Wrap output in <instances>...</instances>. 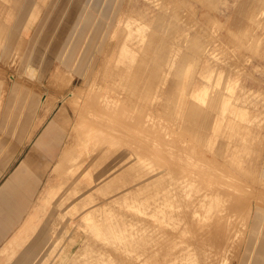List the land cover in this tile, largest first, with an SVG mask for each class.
<instances>
[{"label":"rangeland","instance_id":"rangeland-1","mask_svg":"<svg viewBox=\"0 0 264 264\" xmlns=\"http://www.w3.org/2000/svg\"><path fill=\"white\" fill-rule=\"evenodd\" d=\"M69 6L58 28L63 39L0 41V75L19 82L0 89V115H9L0 120V141L8 143L0 144V164L29 157L17 143H29L46 123L57 137L54 161L37 150L30 156L52 165L3 256L24 264H171L184 251L180 243L194 248L189 256L197 264L220 246L217 264H264V0H70ZM30 49L38 50L33 59ZM19 65L21 72H12ZM6 97L20 104L4 103ZM20 128L29 135L18 136ZM206 190L213 201L205 200L204 220L217 227L198 214L204 208L196 198Z\"/></svg>","mask_w":264,"mask_h":264},{"label":"crops","instance_id":"crops-1","mask_svg":"<svg viewBox=\"0 0 264 264\" xmlns=\"http://www.w3.org/2000/svg\"><path fill=\"white\" fill-rule=\"evenodd\" d=\"M69 3L70 0H0V41L20 42L45 39L52 43L63 39V32L58 33V28L62 21L67 19L64 16H67L65 13L67 14L70 7ZM38 25L40 32H36ZM42 29H45L44 32H41ZM34 50L28 51L31 59L35 55ZM37 56H41V54L39 53ZM3 70L2 60L0 61V73ZM12 72L20 73L21 65L14 67ZM17 83L19 82L15 84L4 82L0 75V89L7 87L17 89L19 88ZM7 84L8 86H6ZM18 99L14 98L13 100L6 97L4 103L10 104L9 100H13V104L19 105ZM8 119V114L0 115L1 121ZM29 120L34 121L33 118ZM46 125L47 123L33 135L29 143L24 145L17 143V146L19 152L23 150L30 156L37 150L41 155L43 154L45 161L50 163L57 157V137L51 128H46ZM22 129L24 128L19 129L18 136L25 135L24 130L21 131ZM28 133L25 137L29 135ZM0 136L2 138L3 133ZM0 144L4 146L8 143L2 144L0 141ZM30 156L22 157L14 164H0V254H2L0 255V264H24L20 261V257L16 261L10 262L8 257L3 256L2 250L9 244L13 234L22 231L27 213L41 190L43 180L52 165L41 164V162L38 164L31 160Z\"/></svg>","mask_w":264,"mask_h":264},{"label":"bare ground","instance_id":"bare-ground-1","mask_svg":"<svg viewBox=\"0 0 264 264\" xmlns=\"http://www.w3.org/2000/svg\"><path fill=\"white\" fill-rule=\"evenodd\" d=\"M129 2H130V1H129ZM160 4H161V3H160ZM123 10H124V9H123ZM180 15H181V14H180ZM122 16H123V15H122ZM124 16H125V15H124ZM182 16H183V15H182ZM190 16H191V14H190ZM82 17H83V16H82ZM180 17H181V16H180ZM180 17H179V18H180ZM184 18H185V17H184ZM184 18L182 19V21L184 20ZM125 19H127V17H126ZM120 20H121V18H120ZM126 21H128V20H126ZM186 22H187V21H186ZM216 23H217V22H216ZM121 24H122V23H121ZM127 24H128V23H127ZM187 24H189V23H187ZM190 24H191V23H190ZM211 24H213V23H211ZM214 25H215V24H214ZM214 25H213V26H214ZM216 28H217V27H216ZM75 30H76V29H75ZM145 33H146V32H145ZM153 36H154V35H153ZM157 36H158V35H157ZM156 38H157V37H156ZM154 40H155V39H154ZM109 41H112V40H108V42H109ZM134 41H135V40H134ZM113 42H114V38H113ZM131 43H132V42H131ZM106 44H107V43H106ZM108 44H109V43H108ZM110 44H111V43H110ZM112 45H113V44H112ZM127 45H128V44H127ZM148 45H149V44H148ZM105 50H106V49H105ZM115 51H116V50H115ZM107 54H108V53H107ZM140 54H141V53H140ZM138 55H139V54H138ZM107 56H108V55H107ZM107 56H106V57H107ZM125 56H126V55H125ZM134 57H135V56H134ZM104 58H105V57H104ZM137 58H138V57H137ZM141 58L143 59V57H141ZM105 59H106V58H105ZM102 60H103V59H102ZM137 60H138V59H137ZM103 63H104V62H103ZM101 64H102V62H101ZM118 64H119V63H118ZM245 64H246V63H245ZM125 65H126V64H125ZM102 66H103V65H102ZM139 67H140V66H139ZM143 67H144V66H143ZM143 67H142V68H143ZM128 69H129V68H128ZM131 69H133V68H131ZM133 72H134V71H133ZM134 73H135V72H134ZM132 76H133V75H132ZM134 76H135V74H134ZM137 76H138V75H137ZM120 78H121V77H120ZM133 79H134V78H133ZM128 80H129V79H128ZM121 82H123V81H121ZM97 83H99V82H97ZM153 87H154V86H153ZM109 89H110V88H109ZM89 92H90V91H89ZM122 93H123V92H122ZM132 93H133V92H132ZM128 94H129V93H128ZM130 95H131V94H130ZM130 95H128L127 97H130ZM86 96H87V95H86ZM131 96H132V95H131ZM143 99H144V98H143ZM140 100H141V99H140ZM144 100H145V99H144ZM105 101H106V100H105ZM138 101H139V100H138ZM147 101H148V100H147ZM139 102H140V101H139ZM102 103H103V102H102ZM146 103H147V102H146ZM144 108H146V106H145ZM148 109H149V108H148ZM150 109H151V108H150ZM150 109H149V110H150ZM145 111H146V110H145ZM102 112H103V111H102ZM105 112H106V111H105ZM111 112H112V111H111ZM155 112H156V111H155ZM157 112H158V111H157ZM161 114H162V113H161ZM159 116H160V115H159ZM92 117H93V116H92ZM168 117H169V115H168ZM167 119H168V118H167ZM97 120H98V119H97ZM171 122H172V121H171ZM148 123H150V122H148ZM156 123H157V122H156ZM108 124H109V123H108ZM255 124H256V123H255ZM151 126H153V125H151ZM155 126H156V125H155ZM157 127H158V126H156V128H157ZM150 130H151V129H150ZM142 132H143V131H142ZM145 132H146V131H145ZM152 132H153V131H152ZM158 132H159L160 134L163 133V132L161 133L160 130H158ZM143 133H144V132H143ZM144 134H145V133H144ZM168 134H169V133H168ZM107 135H108V134H107ZM132 135H133V134H132ZM135 135H136V134H135ZM158 135H159V134H158ZM141 136H142V135H141ZM162 136H163V135H162ZM164 136H165V135H164ZM150 137H151V136H150ZM153 137H154V136H153ZM158 137H159V136H158ZM171 137H172V136H171ZM105 138H106V137H105ZM134 138H136V137H134ZM139 138H141V137H139ZM142 138H145V139H146L147 137H142ZM155 138H156V137H155ZM163 138H164V137H163ZM151 139H152V138H151ZM151 139H150V141H151ZM174 139H175V138H174ZM132 140H133V139H132ZM136 140H138V139H136ZM139 140H140V139H139ZM139 140H138V142H141V141H139ZM152 140H153V139H152ZM160 140H162V139H160ZM175 140H176V139H175ZM133 142H134V140H133ZM136 142H137V141H136ZM164 142H165V141H164ZM164 142H163V143H164ZM167 142H168V141H167ZM141 143H142V142H141ZM141 143H140V144H141ZM150 143H151V142H150ZM155 144H156V143H155ZM181 144H182V143H181ZM103 145H105V144H103ZM121 145H122V144H121ZM145 145H146V143H145ZM174 145H176V142H175ZM106 146H107V145H106ZM106 146H105V147H106ZM142 146H143V145H142ZM151 146H152V145H151ZM159 146H160V145H159ZM163 146H164V145H163ZM166 146L169 147L168 145H166ZM107 147H108V146H107ZM138 147H139V146H138ZM180 147H181V146H180ZM144 148H145V147H144ZM148 148L150 149V147H148ZM154 148H157V147L154 146ZM154 148H153V150H155ZM162 148H163V147H162ZM105 149H106V148H105ZM132 149H133V148H132ZM132 149H131V150H132ZM151 149H152V148H151ZM151 149H150V150H151ZM157 149H158V148H157ZM170 149H172V148H170ZM258 149H259V148H258ZM122 150H123V149H122ZM133 150H134V149H133ZM133 150H132V151H133ZM163 150H164V148H163ZM167 150H168V149H167ZM92 151H93V150H92ZM128 151H130V150H128ZM132 151H130V154H131ZM145 151H147V150H145ZM156 151H157V150H155V152H156ZM170 151H171V150H170ZM174 151H175V150H174ZM180 151H181V149H180ZM147 152H148V151H147ZM153 152H154V151H153ZM166 152H167V151H166ZM133 153H135V152H133ZM138 153H139V152H138ZM148 153H149V152H148ZM150 153H151V152H150ZM157 153H159V152H157ZM168 153H169V152H168ZM168 153H167V154H168ZM174 153H175V152H174ZM180 153H181V152H180ZM143 154H144V153H143ZM151 154H152V153H151ZM151 154H150V156L153 155V154H152V155H151ZM171 154H172V153H171ZM81 155H82V154H81ZM81 155H80V156H81ZM88 155H89V154H88ZM115 155H116V153H115ZM154 155H155V153H154ZM76 156H77V155H76ZM138 156H139V154H138ZM140 156H141V155H140ZM159 156H160V155H159ZM161 156H162V154H161ZM163 156H165V154H164ZM176 156H177V155H176ZM176 156H175V158H178V157H176ZM178 156H181V155H178ZM85 157H86V156H85ZM85 157H84V158H85ZM113 157H114V156H113ZM116 157H117V156H116ZM154 157H155V156H154ZM183 157H184V156H183ZM79 158H80V157H79ZM84 158H83V159H84ZM89 158H90V157H89ZM144 158H145V157H144ZM144 158H143V159H144ZM147 158H148V157H147ZM147 158H146V159H147ZM152 158H153V156H152ZM152 158H150V159H152ZM168 158H170V157H168ZM171 158H172V156H171ZM190 158H191V157H190ZM75 159H76V158H75ZM81 159H82V158H81ZM81 159H79V160H81ZM83 159H82V160H83ZM93 159H94V158H93ZM111 159H112V158H111ZM115 159H116V158H115ZM115 159H114V160H115ZM150 159H149V160H150ZM158 159H159V157L157 158V160H158ZM160 159H161V157H160ZM160 159H159V160H160ZM178 159H179V158H178ZM178 159H177V160H178ZM180 159H181V158H180ZM73 160H74V159H73ZM73 160H72V161H73ZM82 160H81V161H82ZM94 160H95V159H94ZM141 160H142V159H141ZM181 160H182V159H181ZM87 161H88V160H87ZM139 161H140V159H139ZM145 161H146V160H145ZM145 161H144V162H145ZM166 161L169 162L168 160H166ZM75 162H76V161H75ZM85 162H86V161H85ZM116 162H117V161H116ZM176 162H177V161H176ZM99 163H100V162H99ZM155 163H156V162H155ZM157 163H158V162H157ZM109 164H110V163H109ZM113 164L115 165V163H113ZM149 164H150V163H148V165H149ZM176 164H178V163H176ZM179 164H181V163H179ZM75 165H76V167H77V164H74V166H75ZM82 165H84V164L82 163ZM82 165H81V166H82ZM92 165H93V164H92ZM107 165H108V164H107ZM116 165H117V164H116ZM172 165H173V163H172ZM78 166H80L79 163H78ZM102 166H103V165H102ZM118 166H119V164H118ZM121 166H122V165H120V167H121ZM82 167H83V166H82ZM93 167H94V166H93ZM100 167H101V166H100ZM103 167H105V166H103ZM103 167H101V168H103ZM174 167H175V165H174ZM89 168H90V166H89ZM94 168H95V167H94ZM94 168H93V169H94ZM97 168H99L98 165H97L96 169H97ZM112 168H113V167H112ZM175 168H176V167H175ZM83 169H84V168H83ZM87 169H88V168H87ZM104 169H105V168H104ZM116 169H117V168H116ZM142 169H143V168H142ZM84 170H85V169H84ZM98 170H99V169H98ZM59 171H60V170H59ZM91 171H92V170H91ZM114 171H116V170H113V172H114ZM171 171H172V170H171ZM89 172H90V171H89ZM89 172H88V173H89ZM93 173H95V172H93ZM170 173H171V172H170ZM173 173H174V171H173ZM175 173H176V172H175ZM91 174H92V172H91ZM97 174H98V173H97ZM119 174H120V173H119ZM92 175H94V174H92ZM103 175H104V174H103ZM103 175H102V176H103ZM115 175H117V174H115ZM170 175H171V174H170ZM99 176H100V174H99ZM93 177H94V176H93ZM96 177L98 178V176H96ZM170 177H171V176H170ZM170 177H169V178H170ZM176 177H177V175H176ZM176 177H175V178H176ZM101 178H103V177H101ZM118 178H119V177H118ZM82 179H83V178H82ZM122 179H123V178H122ZM177 179H178V178H177ZM98 180H100V178H99ZM187 180H188V179H186V181H187ZM180 181H181V180H180ZM193 181H194V180H192L191 182H193ZM142 182H143V181H142ZM169 182H170V181H169ZM175 182H176V181H175ZM181 182H183V180H182ZM181 182H180V184H182ZM189 182H190V181H189ZM191 182H190V183H191ZM194 182H195V181H194ZM198 182H199V181H198ZM98 183H99V182H98ZM166 183L168 184V182H166ZM184 183H185V182H184ZM184 183H183V185H181V187L184 186V185H186V183H188V182H186L185 184H184ZM195 183H196V182H195ZM175 184H176V183H175ZM77 185H78V184H77ZM104 185H105V183H104ZM192 185H194V184H192ZM192 185H191V186H192ZM198 185H199V184H198ZM81 186H82V184H81ZM105 186H106V185H105ZM76 187H78V186H76ZM79 187H80V186H79ZM84 187H86V186L84 185ZM100 187H101V186H100ZM145 187H146V186H145ZM193 187H194V186H193ZM195 187H196V186H195ZM199 187H200V186H199ZM102 188H103V187H102ZM188 188H189V187H188ZM197 188H198V187H197ZM84 190H85V189H84ZM177 190H178V189H177ZM190 190H191V188H190ZM190 190H189V193H190ZM112 191H113V190H112ZM174 191H175V190H174ZM174 191H173V192H174ZM195 191H196V190H195ZM177 192H178V191H177ZM206 192H207V190H206ZM208 192H210V191H208ZM208 192H207L206 194H204L202 197H200V194H201V193H200L199 196H198L196 199H197V200H200L202 203H207V201H208V202L210 201L211 204H212L213 199H212V201H211L209 198H207V197H208V194H210V193H208ZM211 192H212V191H211ZM192 193H194V192H192ZM107 194H108V193H107ZM109 195L111 196V194H109ZM115 195H116V194H115ZM164 195H165V194H164ZM211 195H213V193H211ZM217 196H218V194H214V198L216 197V199H218ZM94 197H95V196H94ZM114 197H115V196H114ZM192 197H194V196H192ZM218 197H219V196H218ZM187 198H188V197H187ZM210 198H212V196H210ZM206 199H209V200L205 201ZM219 199H220V201H221L222 197L220 196ZM187 200H188V199H187ZM197 200H196V201H197ZM214 201H215V200H214ZM217 201H218V200H217ZM217 201H216L215 206H217V204H219V203H217ZM121 202H122V201H121ZM183 202H185V201L183 200ZM186 202H187V201H186ZM191 202H192V201H191ZM210 202H209V204H210ZM218 202H219V201H218ZM178 203H179V202H178ZM188 203H189V202H188ZM197 203L200 205L199 201H198ZM202 203H201V206H202V208H204V209H202V210H203V213L201 214V213L199 212V211H202V210H200V209L198 210V208H200L199 205H198V207H197L195 210H198L197 213L199 212L198 214H199L200 216H202L201 218L204 220V219H206V216H208V215H206V211H208V210H207V206H208L209 204L207 203V204L205 205V204H202ZM172 204H173V203H172ZM211 204H210V205H211ZM177 205H178V204H177ZM177 205H176V206H177ZM188 205H190V204H188ZM193 206H194V205H193ZM196 206H197V205H195V207H196ZM215 206L213 207L214 209L216 208ZM219 206H220V205H218V207H219ZM150 207H151V206H150ZM191 207H192V206H191ZM165 208H166V207H165ZM221 208H222V205L220 206V209H221ZM216 209H217V208H216ZM85 210H86V209H85ZM88 210H89V208H88ZM164 210H165V209H164ZM167 210H168V209H167ZM191 210H192V209H191ZM193 211H194V210H193ZM215 211H216V210H215ZM86 212H88V211H86ZM146 212H147V211H146ZM169 212H170V211H169ZM185 212H186V211H185ZM80 213H81V212H80ZM88 213H89V212H88ZM88 213H86V214L88 215ZM171 213H172V212H171ZM178 213H179V212H178ZM178 213H177V214H178ZM188 213H189V212H188ZM195 213H196V211H195ZM89 214H91V213H89ZM97 214H98V213H97ZM182 214H183V213L181 212V214L179 213L178 215H180V217H181ZM185 214H186V213H185ZM209 214H210V213H209ZM213 214H214V213H213ZM222 214H223V213H222ZM178 215H176V216H178ZM186 215H187V214H186ZM186 215H185V216H186ZM190 215L192 216L193 214H190ZM195 215H197V214H194V216H195ZM224 215H225V214H224ZM83 216H84V215H83ZM85 216H86V215H85ZM194 216H193V220L196 221L197 218L199 219V217L196 218V217H194ZM209 216H210V215H209ZM212 216H213V215H212ZM212 216H211V217H212ZM225 216H226V215H225ZM225 216H223V217H225ZM170 217H171V216H170ZM172 217H173V216H172ZM186 217H187V216H186ZM188 217H189V216H188ZM221 217H222V216H221ZM164 218H165V217H164ZM178 218H179V217H178ZM194 218H195V219H194ZM227 218H228V217H227ZM180 219H181V218H180ZM187 219H188V218H187ZM189 219H190V218H189ZM198 219H197V220H198ZM56 220H57V219H56ZM174 220H175V219H174ZM176 220H177V219H176ZM184 220H185V219H184ZM203 220H202V222H203ZM209 220L211 221V219H209ZM209 220H208V221H209ZM212 220H213V219H212ZM227 220H228V219H227ZM164 221H166V220L164 219ZM185 221H186V220H185ZM185 221H183V223H184ZM188 221H189V220H188ZM205 221H206V220H204V222H205ZM208 221H206L205 224H206ZM228 221H229V220H228ZM189 222H191V221H189ZM192 222H194V221H192ZM192 222H191V224H192ZM196 222H197V221H196ZM198 222H199V220H198ZM198 222H197V225H198ZM202 222H200V224H201ZM204 222H203V223H204ZM211 222H212V221H211ZM225 222H226V224H227V221H225ZM194 223H195V222H194ZM194 223H193L192 225L195 226ZM209 223H210V222H209ZM214 223H215V221H214ZM229 223H230V222H229ZM188 224H189V223H188ZM188 224H187V225H188ZM211 224H213V222H212ZM215 224H216V223H215ZM66 225H68V224H66ZM180 225H181V224H180ZM192 225H191V226H192ZM197 225H196V226H197ZM208 225H209V224H207V226L205 225L204 230H206V227L208 228ZM230 225L232 226L231 223H230ZM185 226H186V224H185ZM196 226H195V227H196ZM198 226H201V227H202L203 225H198ZM198 226H197V227H198ZM213 226H215V225L213 224ZM213 226L211 227V230H212V229H215ZM227 226L229 227V225H227ZM66 227H67V226H66ZM71 227H72V226H71ZM195 227H193V228H195ZM197 227H196V230H197ZM201 227H198V229L201 228ZM203 227H204V226H203ZM203 227H202V229H203ZM215 227H217V226H215ZM225 227H226V226H225ZM230 228H231V227H229V229H230ZM34 229H35V228H34ZM34 229H33V230H34ZM190 229H191V228H190ZM202 229H199V230H201V231L198 230V231H197V234H198V232H200V233L202 234V231H203ZM231 229H232V228H231ZM243 229H244V228H243ZM27 230H28V229H27ZM172 230H173V229H172ZM175 230H176V229H175ZM180 230H181V229H180ZM216 230L218 231V233H220V231H219L220 229L218 230V229L216 228ZM41 231H42V230H41ZM190 231H191V230H190ZM193 231L196 232L195 229H194ZM207 231H208V230H207ZM207 231H206V232H207ZM217 231H216V234H217ZM226 231H227V228H226ZM235 231H236V230H235ZM235 231H234V232H235ZM229 232H230V230H229L228 232H226V233H229ZM234 232H233V233H234ZM33 233H34V232H33ZM173 233H174V232H173ZM226 233H225V235H226ZM242 233H243V232H242ZM151 234H152V233H151ZM193 234H194V233H193ZM195 234H196V233H195ZM195 234H194V235H195ZM204 234H205V233H204ZM221 234H223V233L221 232ZM235 234H237V233H235ZM38 235H39V234H38ZM176 235H177V234H176ZM194 235H193V237H195ZM223 235H224V234H223ZM225 235H224V236H225ZM229 235H230V233H229ZM233 235H234V234H233ZM152 236H153V235H152ZM161 236H162V235H161ZM174 236H175V235H174ZM178 236H179V235H178ZM197 236H198V235H197ZM197 236H196V237H197ZM215 236L217 237V235H215ZM224 236H223V237H224ZM227 236H228V235H227ZM231 236H232V234L229 236V238H230ZM237 236H238V235H236V236H234V237L232 236V237L235 238V237H237ZM25 237H26V236H25ZM171 237H172V236H171ZM171 237H170V238H171ZM185 237H186V236H185ZM185 237H184V239H185ZM189 237H190V236H189ZM200 237H201V236H200ZM206 237H207V236H203L202 239H204V238H206ZM221 237H222V235H221ZM221 237H220V238H221ZM241 237H242V236H241ZM241 237H240V238H241ZM145 238H146V237H145ZM166 238H167V237H166ZM12 239H13V238H12ZM45 239H46V238H45ZM167 239H168V238H167ZM172 239H173V238H172ZM190 239H192V238L190 237ZM193 239H194V238H193ZM196 239H198V238H196ZM196 239H195V241H196ZM199 239H200V238H199ZM199 239H198V241L201 240V239H200V240H199ZM207 239H210V238L208 237ZM207 239H206V240H207ZM217 239H219V237H218ZM222 239H224V238H222ZM235 239H236V238H235ZM237 239H238V238H237ZM46 240H47V239H46ZM162 240H163V237H162ZM177 240H178V239H177ZM177 240L175 239V242H176ZM224 240H225V239H224ZM227 240H228V239L226 238L225 243H227ZM230 240H232V238H231ZM239 240H240V239H239ZM11 241H12V240H11ZM37 241H38V240H37ZM170 241H171V240H170ZM182 241H183V240H182ZM187 241H188V240H187ZM187 241H186V243H187ZM190 241L192 242V240H189V242H190ZM202 241H203V240H202ZM209 241H210V240H209ZM217 241H218V240H217ZM222 241H223V240H222ZM233 241H234V240H233ZM233 241H231V242H233ZM236 241H237V240H235V242H236ZM8 242H9V241H8ZM163 242H164V241H163ZM179 242H181V240H179ZM191 242H190V243H191ZM193 242H194V240H193ZM196 242H197V241H196ZM196 242H194V244H196ZM200 242H201V241H200ZM200 242L197 243V244H201V243H202V242H201V243H200ZM206 242L208 243V241H206ZM211 242H212V241H211ZM211 242H210V243H211ZM228 242L230 243V241H228ZM10 243H11V242H10ZM167 243H168V242H167ZM207 243H206V244H207ZM221 243H222V242H221ZM225 243H224V244H225ZM233 243H234V242H233ZM233 243H232V244H233ZM239 243H240V242H239ZM25 244H26V243H25ZM176 244H177V242H176ZM176 244H175V245H176ZM182 244H183V245H186L185 243H182ZM187 244H188V243H187ZM192 244H193V243H192ZM194 244H193V246L196 247L197 245L195 246ZM203 244H205V241H204ZM211 244H212V243H211ZM216 244H218V242H217ZM224 244H223V245H224ZM236 244H237V243H236ZM10 245H11V244H10ZM10 245H9V246H10ZM42 245H43V244H42ZM152 245H153V244H152ZM169 245H170V244H169ZM172 245H173V244H172ZM179 245H180V246H179ZM179 245H178V246L180 247V249H183V250H184L183 252H182V250H181V251H180L181 253L179 252L180 254H179V253H176L177 256H178V254L180 255V256H178V257H181V260L178 259V257H176V258H177L176 260H178V261L180 260V261H179L180 263L177 261L179 264H197V262H198V263L200 262V261L196 260L197 257L195 258L192 254H191L192 256H189V255H190V252L193 251L192 249H194V248L191 247V248H192L191 251H190V250L187 251L186 248H181V244H180V243H179ZM190 245H191V244H190ZM201 245H202V244H201ZM201 245H200V246H197V247L199 248V247H201ZM214 245H215V244H213V246H214ZM219 245H220V243H219ZM219 245H217V246H219ZM225 245H226V244H225ZM228 245H229V244L227 243V246H228ZM12 246H13V245H12ZM156 246H158V245H156ZM176 246H177V245H176ZM205 246H206V245H204V247H205ZM215 246H216V245H215ZM215 246H214V247H215ZM238 246H239V245H238ZM3 247H4V246H3ZM6 247H7V246H6ZM14 247H15V246H14ZM20 247H21V246H20ZM179 247H178V248H179ZM183 247H184V246H183ZM197 247H196V249H197ZM204 247L202 246L201 248H204ZM209 247H210V246H209ZM211 247H212V246H211ZM224 247H225V246H223V249H224ZM187 248H188V246H187ZM205 248H206V247H205ZM212 248H213V247H212ZM212 248H211V249H212ZM216 248H217V247H216ZM216 248H213V250H215ZM220 248H221V246L219 247V249H220ZM228 248H229V247H228ZM0 249H1V248H0ZM4 249H5V248H4ZM14 249H15V248H14ZM155 249H156V248H155ZM155 249H154V250H155ZM207 249H208V248H207ZM207 249H206V250H207ZM211 249H210V250H211ZM219 249L217 248V250H218L217 252L220 251ZM158 250H159V249H158ZM158 250H157V251H158ZM160 250H161V249H160ZM176 250H177V249H176ZM197 250H201V249L199 248V249H197ZM225 250H226V249H225ZM2 251H3V250H2ZM14 251H15V250H14ZM178 251H179V250H178ZM178 251H176V252H178ZM195 251H196V250H195ZM195 251H194V252H195ZM202 251H203V250H202ZM202 251H201V252H202ZM204 251H205V250H204ZM208 251H209V249H208ZM208 251H207V252H208ZM215 251H216V250H215ZM6 252H7V251H6ZM154 252H155V251H154ZM207 252H205V253H206L205 255H206L207 257H206V256H203V257H204V260H205V261L203 260L204 264H205V263H211V261H212L215 257H217V255H215V254H217V252H214V253H213V252L210 251V252H208V254H207ZM159 253H160V251H159ZM192 253H193V252H192ZM220 253H221V252H220ZM21 254H22V253H21ZM174 254H175V252H174ZM174 254H173V255H174ZM176 254H175V256H176ZM199 254H200V252H198V254L195 253L194 255H199ZM203 254H204V252H203ZM203 254L201 253V255H203ZM0 255H2V254H0ZM137 255H138V254H137ZM219 255H220V254H219ZM31 256H33V255H31ZM155 256H156V254H155ZM36 257H37V256H36ZM124 257H125V256H124ZM160 257H161V256H160ZM190 257H193L195 260H194V259H191ZM201 257H202V256H201ZM142 258H143V257H142ZM207 258H208V259H207ZM117 259H118V258H117ZM138 259H139V258H138ZM197 259H198V258H197ZM200 259H201V258H199V260H200ZM202 259H203V258H202ZM202 259H201V260H202ZM145 260H146V259H145ZM165 260H166V259H165ZM193 260H194V261H197V262H194ZM206 260H207V262H206ZM222 260H223V259H222ZM121 261H122V260H121ZM155 261H158V260H155ZM159 261H160V260H159ZM172 261H173V259H172ZM174 261H175V260H174ZM215 261H216V258H215L214 262H213V261H212V262L215 264V263H216ZM218 261H219V260H218ZM218 261H217V262H218ZM146 262H147V261H146ZM175 262H176V261H175ZM175 262H174V263H175ZM177 262H176L175 264H178ZM203 262L201 261V263H203ZM135 263H136V262H135ZM158 263H160V262H158ZM165 263H166V262H165ZM170 263H171V261H170ZM174 263H171V264H174ZM127 264H129V263H127ZM144 264H145V263H144ZM211 264H212V263H211ZM216 264H217V263H216ZM220 264H223V263H220ZM233 264H234V263H233Z\"/></svg>","mask_w":264,"mask_h":264}]
</instances>
